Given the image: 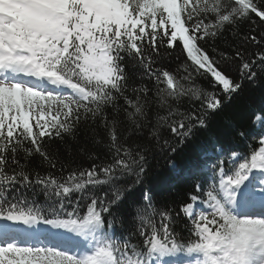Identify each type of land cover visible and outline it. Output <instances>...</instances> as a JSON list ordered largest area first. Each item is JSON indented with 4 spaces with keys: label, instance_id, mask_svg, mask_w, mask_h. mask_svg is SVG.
<instances>
[{
    "label": "snow or ice",
    "instance_id": "6c2138e0",
    "mask_svg": "<svg viewBox=\"0 0 264 264\" xmlns=\"http://www.w3.org/2000/svg\"><path fill=\"white\" fill-rule=\"evenodd\" d=\"M244 22L264 30V0H0V264H264V130L226 121L250 155L213 137L175 160L262 87ZM248 116L264 129V96ZM158 157L175 201L145 187Z\"/></svg>",
    "mask_w": 264,
    "mask_h": 264
},
{
    "label": "trees",
    "instance_id": "16d2710c",
    "mask_svg": "<svg viewBox=\"0 0 264 264\" xmlns=\"http://www.w3.org/2000/svg\"><path fill=\"white\" fill-rule=\"evenodd\" d=\"M239 34L242 36L256 35L257 38L264 34V30H261L258 24H252L251 22H244L239 28ZM228 45H237L238 37L231 36L229 33H225V37L217 41V47L223 51L234 54L233 48ZM207 47V45H205ZM179 50L177 49L172 53L171 62L162 61V66L171 69L175 64L181 61L177 59ZM238 63V61H237ZM235 78V73H230ZM262 87L252 88L245 83L241 93L234 98L232 103L221 110L210 122L208 129L197 132L195 137L185 146L183 151L178 152L175 156L178 167L185 168L187 165L194 161L201 151L209 146L213 137L220 140L223 143L229 144L233 151H238L250 155L254 148L250 147L242 139H232L229 134L226 121L242 122L244 129L249 133V139L254 135L257 137L255 145L259 146L258 138L262 133V126L252 125L248 112L251 107H259L262 102V96H264V77L261 78ZM204 87H209L207 84ZM83 142V137H81ZM57 143V142H53ZM88 149H92V145L88 144ZM103 154L101 149H95ZM35 164V160H33ZM145 187H150L153 193L156 195L160 202L175 201L180 194L186 191L185 185L181 178H178L175 174L169 171V166L166 159L158 157L151 162L150 171L145 178ZM195 191L194 186L190 189ZM138 195V193H137ZM186 221H182L185 223ZM177 231H181L180 226L177 225Z\"/></svg>",
    "mask_w": 264,
    "mask_h": 264
}]
</instances>
